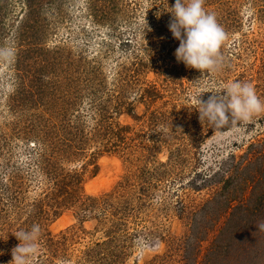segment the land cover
Returning <instances> with one entry per match:
<instances>
[{
  "label": "rangeland",
  "instance_id": "1",
  "mask_svg": "<svg viewBox=\"0 0 264 264\" xmlns=\"http://www.w3.org/2000/svg\"><path fill=\"white\" fill-rule=\"evenodd\" d=\"M149 2H156L154 9ZM174 4L34 0L29 10L23 0H0V50L11 52L0 57V179L20 162V181L31 201L39 184L28 181L33 164L27 143L37 134L46 135L51 124L43 123L47 116L67 108L72 121L92 123V104L98 98L109 100L111 112L121 83L119 63L129 65L135 50L142 51L147 40L155 42V34L161 38L157 48L161 46L168 57L166 63L177 61L179 41L166 38L163 24L172 17L167 10ZM229 10H235L238 19L226 32L222 69L202 76L186 67L190 73L181 77L182 83L164 88L163 99L156 102L158 106L168 102L162 110L178 120L162 130L167 142L149 156V131L144 134L148 128L135 119L144 110L133 99L138 86L129 88L125 100L133 114L122 109L114 120L130 127L128 135L137 133L134 145L122 153L97 155V166L88 165L83 173L84 193L109 200L92 209L76 204L59 209L45 227L56 238L65 234L62 251L54 254L51 247L44 251L38 240L30 264H99L83 252L105 240L107 230L114 237L93 247L104 257L102 264H109V254H118L115 264H264V113L217 128L201 120L198 111L200 95L207 101L236 81L251 83L264 101V0H228L207 7L221 18ZM159 21L161 26L153 30ZM226 21L232 22L228 17ZM125 37L132 43L115 48ZM92 66L99 67L96 75H91ZM155 71L148 68L141 79L161 88L162 76ZM53 85L61 89L58 99ZM28 89L34 90L29 98ZM119 217L125 227L115 229L113 220ZM6 231L0 229V264L12 260L7 243L15 233Z\"/></svg>",
  "mask_w": 264,
  "mask_h": 264
},
{
  "label": "trees",
  "instance_id": "2",
  "mask_svg": "<svg viewBox=\"0 0 264 264\" xmlns=\"http://www.w3.org/2000/svg\"><path fill=\"white\" fill-rule=\"evenodd\" d=\"M23 1L26 6L29 7V10L33 8L34 0ZM165 1L169 0H159V2L162 3H165ZM227 1L228 0H206L204 7L207 11L208 5L227 3ZM173 2H175V0H173ZM154 6H156V2L154 5L152 2H149V8L152 7L154 9ZM227 15L228 16L224 17L230 18L232 22H224L225 18L223 16L221 18L216 15L218 23L222 24L225 32H229L233 28V23L237 22L238 19L235 10H229ZM159 18V20H162L163 17L160 16ZM171 19L172 17H168L163 23L164 27H166V38L173 37L168 27ZM161 23L162 22L159 21L153 27V30L159 29L158 27L161 26ZM120 30L122 29L120 28ZM140 38H143V36L140 35ZM153 38H156L155 42L147 40L142 51L138 49L135 50L134 56L131 57L129 61V65L119 63V66L122 65V72L118 73L121 77L117 83H121L117 86L115 91L117 99L111 112L107 109V102L109 100L103 101V99L98 98L96 101H93L96 103L92 104L94 106V111L91 112L92 123H89L86 119L81 122L79 120L72 121L69 117L70 115L66 112L67 108L63 109L65 110L64 112L59 111L54 117L47 116L48 118L46 117L44 119L43 123L47 122L49 125L51 122L46 135L45 132L44 136L37 134L27 143V150L29 151L28 157L33 164V174H31V180L28 181L39 184L37 187L38 193L31 201L25 198L26 194L20 181L23 172H21L23 166L20 162H17V167H14L10 175L0 179V185L3 186L1 187L3 193H0V229H6V232L9 234H11L10 231H14V237L10 235L7 243L9 246L11 245V251L19 244L15 235L20 231H28L31 229L32 225L38 224L41 229L39 240H41L40 243L44 251L51 247V252L56 254L57 250H59V252L62 251V243L64 244L67 237L65 234H61L59 238L52 236L45 225L52 217L58 214L59 209L70 206L71 204H76L79 208L85 210L97 207L100 203H107L109 200L107 196H104V199H100L88 196L84 193L83 173L88 165L93 164L94 167L97 166L95 165L97 155L101 153H122L123 150L129 149L134 145V136L137 133L135 132L133 135H128L130 127L128 125H122L114 120V115L121 113L122 109L128 114H133L131 103H129L130 101L125 100L129 88L138 86L133 95L135 96L133 99L142 103L144 110L142 114L136 115L135 119L141 121V123L148 128L144 134H147L149 131L146 137L147 140L149 139L151 141V145L147 148L149 156H155L161 144L167 142L162 130L174 125L175 121L178 123V120L172 116L171 112L169 113L162 110L163 105L168 102L162 101L160 106H158L156 102L163 99L164 88L169 90L174 84L182 83L181 77L190 72L187 71L186 66L182 62H177L173 58L171 65L166 63V58L168 57H164L161 46L157 48L160 42L158 39L161 38L158 37V34L153 35ZM102 40H106V38L102 37ZM107 41H109L107 44L111 45V40L107 39ZM117 42L118 43L114 45L115 48L121 45L129 46L132 40L129 37H125L122 38V41ZM137 42V39H135V43ZM34 47L35 46H32L29 50H34ZM170 57L171 56H169V58ZM157 62L161 63L158 64ZM150 67L157 70L155 72L162 76L164 82L163 87L159 88L157 83H144L142 81L141 75ZM98 68V66H92L91 75H96V70H98ZM93 79L94 78L91 80L93 81ZM28 90L25 91V94L27 93L26 95L29 98L30 94H34V90ZM51 91L55 93L58 99L61 89L53 85ZM54 99H50L52 104L55 102ZM73 104L74 102L71 103V105ZM45 105L46 104H44V106ZM112 112H114V114ZM158 126H160L161 129L156 130ZM150 150L152 153L149 152ZM13 163L16 164L14 161ZM117 187L120 188V184ZM4 194H6V196H4ZM120 220L124 221V223L121 224ZM125 223L126 221L123 217H121V219L119 217L117 221L115 218L113 220V228L119 229L122 225L125 227ZM110 233L111 231L107 230L105 240L103 239L100 242H95L92 248L83 252L87 259L102 264L104 257H99L97 255L98 251L93 247L103 245L104 243L106 245V241L114 237H112V233ZM14 238H16V240ZM107 257L108 255H106V260ZM108 258H111L109 264H113L114 261L117 260L118 254H109Z\"/></svg>",
  "mask_w": 264,
  "mask_h": 264
},
{
  "label": "clouds",
  "instance_id": "3",
  "mask_svg": "<svg viewBox=\"0 0 264 264\" xmlns=\"http://www.w3.org/2000/svg\"><path fill=\"white\" fill-rule=\"evenodd\" d=\"M205 3L206 0H175V4L167 10L172 16L169 30L179 41L174 53L177 62L198 70L202 76L222 69L224 57L221 48L228 39L215 13L205 10ZM10 55V51L0 50V57ZM222 93L213 94L207 101L199 99L201 95L198 97L201 120L223 128L264 113V101L258 97L251 83L233 82ZM40 232V226L34 224L30 230L15 235L19 244L12 250L9 264H30V259L37 252Z\"/></svg>",
  "mask_w": 264,
  "mask_h": 264
}]
</instances>
